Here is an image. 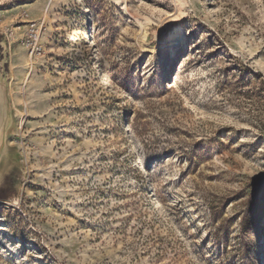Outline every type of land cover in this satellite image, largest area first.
I'll use <instances>...</instances> for the list:
<instances>
[{
  "label": "rangeland",
  "instance_id": "374dc122",
  "mask_svg": "<svg viewBox=\"0 0 264 264\" xmlns=\"http://www.w3.org/2000/svg\"><path fill=\"white\" fill-rule=\"evenodd\" d=\"M0 264H264V0H0Z\"/></svg>",
  "mask_w": 264,
  "mask_h": 264
},
{
  "label": "built area",
  "instance_id": "2783aa9c",
  "mask_svg": "<svg viewBox=\"0 0 264 264\" xmlns=\"http://www.w3.org/2000/svg\"><path fill=\"white\" fill-rule=\"evenodd\" d=\"M32 30H31V32H30V35H29V39H28V41L30 42L31 41V43H34V41H36V37H37V35L35 34V31L33 30V27L31 28Z\"/></svg>",
  "mask_w": 264,
  "mask_h": 264
}]
</instances>
